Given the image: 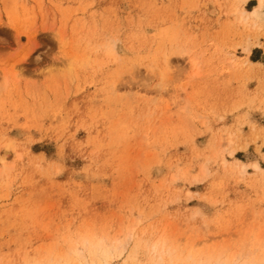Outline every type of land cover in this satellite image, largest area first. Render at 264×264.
<instances>
[{"label": "rangeland", "instance_id": "obj_1", "mask_svg": "<svg viewBox=\"0 0 264 264\" xmlns=\"http://www.w3.org/2000/svg\"><path fill=\"white\" fill-rule=\"evenodd\" d=\"M255 5L0 0V264H100L76 255L96 240L123 247L102 264L158 240L264 264V34L233 13ZM169 49L197 75L172 56L158 88Z\"/></svg>", "mask_w": 264, "mask_h": 264}, {"label": "bare ground", "instance_id": "obj_2", "mask_svg": "<svg viewBox=\"0 0 264 264\" xmlns=\"http://www.w3.org/2000/svg\"><path fill=\"white\" fill-rule=\"evenodd\" d=\"M240 1L243 5V4L248 3L249 0H240ZM263 9H264V0H256V5L250 11H247L245 9H240L239 6L238 7L234 6L233 13L236 16V20L240 24H242L243 27H245L247 31L254 30L256 32L264 34ZM244 44L245 45L243 47V50L246 54H249L251 51V44L250 42H248V40H246ZM163 56H164V63H163L164 70L159 68V66H155L151 64L142 65L148 73H151V74L155 73L157 74L158 77H160V81L157 83L156 87L158 88L162 87L163 79L165 75L167 74L170 58L172 56L187 57L189 64L192 67L193 73L191 77L197 75V71L199 67V63H198L199 58L192 55L191 52L180 50V49H169L168 51L164 53ZM242 64H244L245 67H248V68L249 66H252V67L256 66L257 68L261 67L260 63H254V62H249V61H243ZM262 67L264 68V66ZM227 139L229 140V143H230L231 137L228 136ZM12 147L13 146H11V144H5L3 146V149L5 151L2 155H0V161L4 160V156L7 154V150L11 149ZM237 167L243 168L244 166L237 165ZM251 167L256 172L260 170V167L256 162L252 163ZM120 247L121 246L118 244L106 243L102 240L87 241V242L82 241V243L80 244V247L76 249V253H77L76 255L78 256V258L88 255L87 257H89L92 261H98L100 264H102V263H106L107 260H109L112 257V255L119 250ZM121 248L123 249V247ZM178 259H179L178 257L173 256V249L170 248V246L166 244L165 241L158 240L151 244H148V258L145 264H164L166 261L168 262L170 261V263H173L174 261H178ZM186 261H187V264H200L199 262H195L196 260L192 262L189 256L186 257Z\"/></svg>", "mask_w": 264, "mask_h": 264}, {"label": "crops", "instance_id": "obj_3", "mask_svg": "<svg viewBox=\"0 0 264 264\" xmlns=\"http://www.w3.org/2000/svg\"><path fill=\"white\" fill-rule=\"evenodd\" d=\"M257 49H259V48H257ZM251 51H252V49H251ZM251 51H250V53H251ZM250 62H253V61H250ZM254 62L260 63V61H258V60H255ZM260 64L263 65V63H260Z\"/></svg>", "mask_w": 264, "mask_h": 264}]
</instances>
